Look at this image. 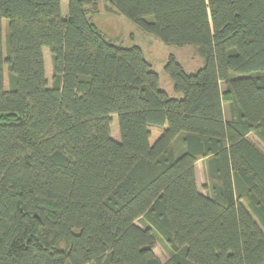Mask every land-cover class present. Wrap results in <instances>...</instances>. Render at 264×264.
<instances>
[{
  "label": "trees",
  "instance_id": "trees-1",
  "mask_svg": "<svg viewBox=\"0 0 264 264\" xmlns=\"http://www.w3.org/2000/svg\"><path fill=\"white\" fill-rule=\"evenodd\" d=\"M105 1L203 65L171 96L98 0H0V264H264V0Z\"/></svg>",
  "mask_w": 264,
  "mask_h": 264
},
{
  "label": "rangeland",
  "instance_id": "rangeland-1",
  "mask_svg": "<svg viewBox=\"0 0 264 264\" xmlns=\"http://www.w3.org/2000/svg\"><path fill=\"white\" fill-rule=\"evenodd\" d=\"M98 12L89 15L90 20L93 21L96 26L103 32H105L115 42L122 44L123 46H130L136 44L141 47L146 60L151 64L152 69L159 75L158 86L168 92L171 96H180L172 89V81L169 75L164 71L163 66L169 54L175 56L177 61L183 66L188 73L196 72L203 65V57L201 55V49L195 45L176 46L173 44H165L153 35L144 32L136 24L131 22L128 18L120 13L108 10L105 0H98ZM2 45L6 47V33L8 31V20L2 18ZM44 62H45V75L48 79L49 85L52 84V61L51 54L47 47L43 48ZM8 69L4 66V88H9L8 82ZM235 76V74H233ZM225 114L228 117V105L225 104ZM117 126V125H116ZM117 128H113L112 135L117 138ZM249 138L258 142V139L254 133L249 134ZM203 162V161H201ZM203 163L198 164L197 167V179L198 186L201 192L209 193V189L205 185H200L203 182ZM205 186V187H204ZM137 225L145 226L142 219L135 221ZM58 245H62L58 242ZM154 254L160 259V261H166L170 254L171 249L169 245L162 240L159 235H155V245L153 247Z\"/></svg>",
  "mask_w": 264,
  "mask_h": 264
},
{
  "label": "crops",
  "instance_id": "crops-1",
  "mask_svg": "<svg viewBox=\"0 0 264 264\" xmlns=\"http://www.w3.org/2000/svg\"><path fill=\"white\" fill-rule=\"evenodd\" d=\"M258 139V138H257ZM254 142V141H253ZM255 143H257L258 145H259V147L262 149V151H264V144L258 139V142H255ZM201 161H203V162H201ZM201 163H203V166H202V168H203V173H204V177H203V182H201V184L200 185H205L206 186V184L208 183V181H207V176H206V169H205V161L204 160H202V159H200V160H198V161H196V163H195V176H196V183H197V186H198V179H197V167H198V164H201ZM204 186V187H205ZM198 188H199V186H198ZM200 190V189H199ZM203 193H207V192H203Z\"/></svg>",
  "mask_w": 264,
  "mask_h": 264
}]
</instances>
